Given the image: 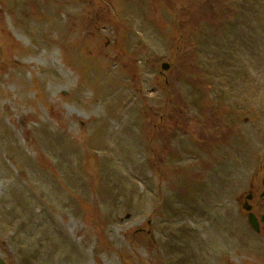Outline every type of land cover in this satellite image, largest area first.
<instances>
[{"label": "rangeland", "instance_id": "rangeland-1", "mask_svg": "<svg viewBox=\"0 0 264 264\" xmlns=\"http://www.w3.org/2000/svg\"><path fill=\"white\" fill-rule=\"evenodd\" d=\"M263 179L264 0H0V262L264 264Z\"/></svg>", "mask_w": 264, "mask_h": 264}, {"label": "flooded vegetation", "instance_id": "flooded-vegetation-1", "mask_svg": "<svg viewBox=\"0 0 264 264\" xmlns=\"http://www.w3.org/2000/svg\"><path fill=\"white\" fill-rule=\"evenodd\" d=\"M190 88L192 89L190 93L193 94L200 93V91L195 89L194 86H191ZM199 104L200 102L185 101V135L187 136L191 135L192 137L196 136L199 140L203 141L204 139H206V134L213 135L215 133L216 136V132L222 130V124L220 123L221 121L220 118L214 115L215 112L213 110L203 112V113H208L207 117H200V116L191 117L189 114L193 113L195 115L196 109H200L198 106ZM225 125L228 126L227 124ZM251 205H252V212L255 215L260 214L259 211L260 207H258L259 203L255 202V198H253V200L251 201Z\"/></svg>", "mask_w": 264, "mask_h": 264}, {"label": "water", "instance_id": "water-1", "mask_svg": "<svg viewBox=\"0 0 264 264\" xmlns=\"http://www.w3.org/2000/svg\"><path fill=\"white\" fill-rule=\"evenodd\" d=\"M162 69L163 70H166L167 69V66L166 65H163L162 66ZM262 184H263V192H262L261 196H264V181H263ZM246 198L247 199H250V196H247ZM242 208H243V210L245 212H247L246 218H247V223H248L249 227L254 232L258 233L259 232L258 221H257V218L250 212V210H251L250 206H248L247 204H245V205L242 206Z\"/></svg>", "mask_w": 264, "mask_h": 264}]
</instances>
